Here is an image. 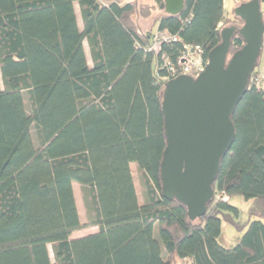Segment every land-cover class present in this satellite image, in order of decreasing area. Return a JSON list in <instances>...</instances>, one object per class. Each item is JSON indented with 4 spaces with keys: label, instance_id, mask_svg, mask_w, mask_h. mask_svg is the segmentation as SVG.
<instances>
[{
    "label": "trees",
    "instance_id": "trees-1",
    "mask_svg": "<svg viewBox=\"0 0 264 264\" xmlns=\"http://www.w3.org/2000/svg\"><path fill=\"white\" fill-rule=\"evenodd\" d=\"M153 1L0 0V264H264L260 219L248 221L234 247L219 242L223 219L245 228L233 196L264 217V85L251 84L236 107V138L206 214L193 220L162 194L163 54L177 64L185 45H201L207 59L221 30L241 20L226 17L225 0H185L178 15ZM154 8L161 12L143 31L132 15L149 18ZM156 26L178 40L148 51ZM243 45L237 33L230 55ZM87 227L98 231L72 237Z\"/></svg>",
    "mask_w": 264,
    "mask_h": 264
},
{
    "label": "water",
    "instance_id": "water-1",
    "mask_svg": "<svg viewBox=\"0 0 264 264\" xmlns=\"http://www.w3.org/2000/svg\"><path fill=\"white\" fill-rule=\"evenodd\" d=\"M165 12L180 14L185 0H164ZM242 21L221 30V42L208 54L196 77L179 75L165 83L162 112L167 138L161 163L162 194L183 204L191 219L206 214L215 198L223 157L236 138L233 115L251 85L264 50L261 0H243L234 8ZM244 45L232 55V39Z\"/></svg>",
    "mask_w": 264,
    "mask_h": 264
},
{
    "label": "rangeland",
    "instance_id": "rangeland-1",
    "mask_svg": "<svg viewBox=\"0 0 264 264\" xmlns=\"http://www.w3.org/2000/svg\"><path fill=\"white\" fill-rule=\"evenodd\" d=\"M136 1L137 2L139 1L141 3L151 4L152 0H136ZM75 8H76V12L78 15L79 25L82 26V19H81L80 8H79L78 2L75 3ZM160 12H161L160 9L154 8V10L152 11V15L149 18H142V17H144V15H142V17H141L140 15H138V12L133 14L132 17L134 16V20L136 22H138L139 26H141V29L143 31H148L153 26L154 18ZM139 13L142 14L141 10L139 11ZM226 14H228L229 16H233L234 15L233 9H227ZM232 23H233L232 21L229 22V24H227V26H229ZM237 24H238V26H241L242 21L237 22ZM158 31L159 30H157L155 27L154 28V34ZM85 49H86L88 61L91 64L90 51H89V46H88L87 42H85ZM262 63L260 65V69L258 72L261 86L264 85V68H263L264 67V53L262 56ZM24 97H25L26 107L29 111L30 110V103H29V97H28L27 91L24 92ZM32 134H33V138H34L35 142L37 143V139H36L37 135H36L35 128H33ZM131 170L133 173V178H134V183H135V187H136V191H137V195H138V200L142 204L145 201V195H144V190H143V186L141 183V173H140V170H139L137 164H135V163L131 164ZM73 187H74V193H75V197H76V202H77V207H78V212H79L81 222H83V223L88 222L90 215H89L87 208H86V205H85L81 185L77 182H74ZM230 203L238 208V216L236 217V221L239 222L245 228H244V230H239L235 224L228 222L225 219H223V221H222V232H221V235L219 237V242L221 245H223L224 247H228V248L234 247L235 245H237L239 243V241H240V239H241V237H242V235L246 229V225H247L248 221L260 219L264 222V217H258V216L251 214L250 208H251L252 200H246L241 195H235L231 198ZM87 228H89V227H87ZM94 230H95L94 228L84 229V230H81L79 232L73 233L72 237L73 238L74 237H80L83 234H85L86 232H93ZM49 250H50V255H51L52 259H54L53 245H51V244L49 245ZM182 263H183L182 261H181V263L179 261L176 264H182Z\"/></svg>",
    "mask_w": 264,
    "mask_h": 264
},
{
    "label": "built area",
    "instance_id": "built-area-1",
    "mask_svg": "<svg viewBox=\"0 0 264 264\" xmlns=\"http://www.w3.org/2000/svg\"><path fill=\"white\" fill-rule=\"evenodd\" d=\"M178 37L171 35L167 31H158L153 37L151 44L148 45V51H160L164 42L170 43L177 41ZM163 69H166L167 73L163 77L164 79H172L179 75H191L198 76L206 67L208 58L204 57V50L201 45H185L178 58L177 64L172 63L166 54H163ZM251 84H255L257 87L260 85L259 75L253 74L251 77ZM223 193L218 196H222ZM223 198H226L224 196Z\"/></svg>",
    "mask_w": 264,
    "mask_h": 264
},
{
    "label": "crops",
    "instance_id": "crops-1",
    "mask_svg": "<svg viewBox=\"0 0 264 264\" xmlns=\"http://www.w3.org/2000/svg\"><path fill=\"white\" fill-rule=\"evenodd\" d=\"M240 2H241V0H225V15H226L227 18H234V17H236L235 15H233V16H229L228 14H226V10H227V9H233V13H234V8H235ZM153 3H154V1L152 0L150 5H152ZM263 9H264V3H263ZM156 29H157V26H156ZM261 63H262V61H261ZM262 64H263V63H262ZM263 68H264V67H263ZM89 228H94L95 230H94L93 232H86V233L83 234L82 236L87 235V234H90V233H94V232L98 231V228H97V227H89ZM89 228H85V229H89ZM96 228H97V229H96ZM82 230H84V229H82ZM79 231H81V230H79ZM79 231H76V232H79ZM74 233H75V232H74ZM180 263H181V261H180ZM182 264H184V263H182ZM186 264H187V263H186Z\"/></svg>",
    "mask_w": 264,
    "mask_h": 264
},
{
    "label": "flooded vegetation",
    "instance_id": "flooded-vegetation-1",
    "mask_svg": "<svg viewBox=\"0 0 264 264\" xmlns=\"http://www.w3.org/2000/svg\"><path fill=\"white\" fill-rule=\"evenodd\" d=\"M237 22H239V21L237 20L235 23H232V24L238 25Z\"/></svg>",
    "mask_w": 264,
    "mask_h": 264
}]
</instances>
